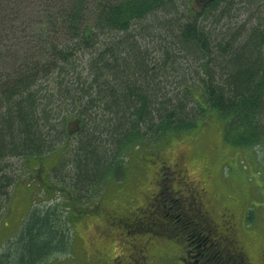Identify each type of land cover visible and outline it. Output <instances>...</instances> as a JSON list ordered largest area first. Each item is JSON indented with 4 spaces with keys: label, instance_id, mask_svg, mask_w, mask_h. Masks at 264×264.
Here are the masks:
<instances>
[{
    "label": "trees",
    "instance_id": "16d2710c",
    "mask_svg": "<svg viewBox=\"0 0 264 264\" xmlns=\"http://www.w3.org/2000/svg\"><path fill=\"white\" fill-rule=\"evenodd\" d=\"M178 1L0 0V209L21 182L9 175L18 158L38 162L29 182L76 202L41 175L46 158L58 156L57 170L75 151L73 126L72 181L82 190L117 179V159L132 143L147 146V136L181 135L215 118L234 147L264 144V0L251 3L255 17L244 9L260 22L239 28L236 19L222 25L237 18V0H209L199 14L189 7L184 21ZM155 29L158 48L149 46ZM176 73L177 90L165 92ZM27 214L0 264H41L66 243L51 226L54 213Z\"/></svg>",
    "mask_w": 264,
    "mask_h": 264
},
{
    "label": "rangeland",
    "instance_id": "374dc122",
    "mask_svg": "<svg viewBox=\"0 0 264 264\" xmlns=\"http://www.w3.org/2000/svg\"><path fill=\"white\" fill-rule=\"evenodd\" d=\"M208 2L178 1L177 9L183 13L182 21L189 7L199 14ZM252 2L254 0H237L231 13L232 17L237 18H224L226 20L222 21V25L232 23L235 19L239 21L236 23L238 28L244 24L242 22L248 21L245 27L259 23L244 15L247 9L254 17L257 14ZM211 27L210 24L208 28ZM158 34L159 31L155 29L154 39L150 40L149 46L158 48ZM191 72L187 71L190 81ZM178 79L179 74L176 73V77L171 74L170 79L163 84L165 92L176 91ZM188 106L194 107L192 99L188 101ZM224 123L222 119L215 118L205 126L200 125L191 132L184 131L181 135L174 134L157 141H154V135L147 136V146L138 148L132 143L128 157L117 159L118 167L123 169L117 179L94 182L89 187L86 185L83 190L75 187L72 181L78 173L73 158L78 136H75L76 131L71 126V147L75 151L66 154V163L57 170L53 168L58 162V156L46 158L44 167H41L44 171L41 175L48 184L54 183L60 190L70 191L75 203L71 202L72 199L66 201L60 193L55 195L51 190L43 192V186L40 187L37 181L29 182V172L34 170L38 162H28L23 166L24 160L13 159L9 175L19 177L21 182L10 188L9 205L4 206L2 203L0 209V253H6L10 242L15 241L29 210H38L54 213L49 219L51 226L59 233L63 231L67 237L64 238L66 243L60 242L62 248L54 250L41 264H132L133 250L137 251L140 245L145 248L147 264H177L174 261L177 246L159 240L151 241L146 236L148 232L157 234V230L146 228V232L133 233L128 231L129 227H122L117 221L112 224L110 217L131 213V218H134L141 214L140 208L151 201L150 194L155 191L157 183L169 186L166 195L172 194L171 189L177 188L174 187L176 183L181 188L188 183L194 189L207 191L210 198L207 203L212 215L218 216L223 203L232 204L237 211H243L240 235L254 258V264H259L258 251L264 248V144L234 147L224 138ZM141 131L145 133V129ZM107 169L105 167L102 172ZM170 185L173 187L170 188ZM248 232L254 234L248 236Z\"/></svg>",
    "mask_w": 264,
    "mask_h": 264
},
{
    "label": "flooded vegetation",
    "instance_id": "af4514ba",
    "mask_svg": "<svg viewBox=\"0 0 264 264\" xmlns=\"http://www.w3.org/2000/svg\"><path fill=\"white\" fill-rule=\"evenodd\" d=\"M175 186L176 189H171L172 194L166 195L169 186L157 183L155 191L150 194L151 201L140 208L141 214L134 218H131V213L110 217L112 224L117 221L133 233L146 232L145 227L152 225L157 234L148 232L146 236L151 241L159 240L177 246L174 253L177 264H254V258L240 235L243 211L223 203L218 216L212 215L207 203L210 198L205 189H194L188 183L184 188L179 183ZM250 233L254 234L248 232L247 235L250 236ZM144 251L141 245L137 251L133 250L132 264L148 263ZM258 257L259 264H264V248L258 251Z\"/></svg>",
    "mask_w": 264,
    "mask_h": 264
}]
</instances>
